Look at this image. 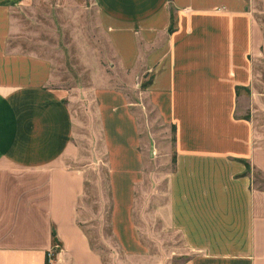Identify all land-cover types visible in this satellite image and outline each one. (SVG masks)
<instances>
[{"label":"crops","instance_id":"obj_1","mask_svg":"<svg viewBox=\"0 0 264 264\" xmlns=\"http://www.w3.org/2000/svg\"><path fill=\"white\" fill-rule=\"evenodd\" d=\"M29 1L0 0V264H46L55 244L53 264H104L78 222L68 93L50 60L9 47ZM94 1L118 65L151 72L147 92L174 127L166 215L194 252L178 264H264V35L250 1Z\"/></svg>","mask_w":264,"mask_h":264},{"label":"rangeland","instance_id":"obj_2","mask_svg":"<svg viewBox=\"0 0 264 264\" xmlns=\"http://www.w3.org/2000/svg\"><path fill=\"white\" fill-rule=\"evenodd\" d=\"M249 1L264 35V0ZM13 15L9 47L50 60L51 84L68 93L77 146L70 164L85 171L78 222L92 248L104 264L182 262L194 252L166 215L174 127L147 92L151 72L118 65L94 0H31ZM256 71L264 98V51ZM258 120L264 125V115ZM49 251L53 264L61 247Z\"/></svg>","mask_w":264,"mask_h":264},{"label":"trees","instance_id":"obj_3","mask_svg":"<svg viewBox=\"0 0 264 264\" xmlns=\"http://www.w3.org/2000/svg\"><path fill=\"white\" fill-rule=\"evenodd\" d=\"M174 28V20L172 21V24H171V29ZM54 236H56L55 233H53ZM57 242V241H56ZM58 243V242H57ZM46 264H49V257L46 258Z\"/></svg>","mask_w":264,"mask_h":264},{"label":"built area","instance_id":"obj_4","mask_svg":"<svg viewBox=\"0 0 264 264\" xmlns=\"http://www.w3.org/2000/svg\"><path fill=\"white\" fill-rule=\"evenodd\" d=\"M52 255H53V253H52L51 251H49V252H48L49 261L52 260Z\"/></svg>","mask_w":264,"mask_h":264}]
</instances>
